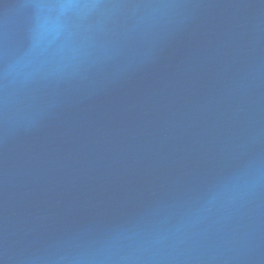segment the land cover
<instances>
[{
    "label": "water",
    "instance_id": "95a60500",
    "mask_svg": "<svg viewBox=\"0 0 264 264\" xmlns=\"http://www.w3.org/2000/svg\"><path fill=\"white\" fill-rule=\"evenodd\" d=\"M0 264H264V0H0Z\"/></svg>",
    "mask_w": 264,
    "mask_h": 264
}]
</instances>
